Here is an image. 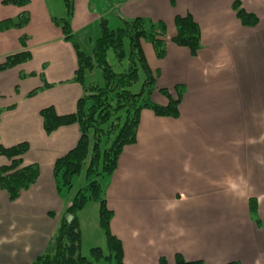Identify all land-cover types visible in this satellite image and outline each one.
I'll return each mask as SVG.
<instances>
[{
	"label": "crops",
	"instance_id": "obj_1",
	"mask_svg": "<svg viewBox=\"0 0 264 264\" xmlns=\"http://www.w3.org/2000/svg\"><path fill=\"white\" fill-rule=\"evenodd\" d=\"M92 1L73 0L71 27L75 38L83 35L91 45L86 53L100 35L102 18L161 20L164 57L157 58L149 42L142 48L157 88L173 95L176 85L184 88L177 117L142 109L136 141L123 147L102 185L123 263L158 264L165 257L173 264L178 253L204 264H264V0H239L258 18L253 27L238 19L235 0ZM22 11L30 17L25 27L0 31V63L22 50L31 54L0 71V144L27 142L22 164H37L39 173L14 200L0 189V264H30L44 253L73 195L85 186L57 190L53 178L54 161L76 145L79 126L47 134L39 113L47 106L71 113L83 94L74 80V49L51 20L65 15L64 4L30 0L17 7L0 1V20ZM187 14L200 28L195 54L170 39L175 15ZM151 97L167 103L158 91ZM8 163L0 155V166ZM250 198L258 204V224Z\"/></svg>",
	"mask_w": 264,
	"mask_h": 264
},
{
	"label": "trees",
	"instance_id": "obj_2",
	"mask_svg": "<svg viewBox=\"0 0 264 264\" xmlns=\"http://www.w3.org/2000/svg\"><path fill=\"white\" fill-rule=\"evenodd\" d=\"M0 1L4 5L24 7L30 0ZM62 2L65 15L51 20L74 49L77 61L74 80L81 85L83 94L76 102L75 111L71 113L58 114L53 106L44 107L39 113L47 134L58 127L74 123L80 130L76 145L54 161L53 178L56 189H70L72 178L81 173H85L87 184L73 195L46 251L36 256L30 264H124L122 244L110 231L112 211L106 205L102 185L97 177H109L117 167L123 147L136 141L142 109L148 108L158 116L177 117L184 88L176 85L175 95L167 88H157L156 73L150 68L142 48V41H148L155 56L164 57L166 25L163 21H152L144 17L121 18L119 25L110 26L102 18L98 21L100 35L93 42L91 51L86 53L80 49L71 27L74 2ZM232 7L243 25L253 27L258 23V18L247 12L239 0H235ZM29 20V13L22 11L14 18L0 20V31L23 28ZM174 27L175 33L170 38L171 41L195 54L200 46V28L192 16L175 15ZM26 40L25 35L19 38L22 46H25ZM30 55L28 50H22L6 56L0 63V71L29 60ZM97 71L100 81L91 79ZM139 81L138 87L133 89ZM39 89L31 90L28 95L35 94ZM154 91L167 98L165 105L152 101ZM28 147L27 142L11 146L0 144V155L9 160L8 164L0 166V189L7 193L10 200L18 198L38 177L37 164H22V156ZM90 200L98 202V225L105 236V248L92 247L89 255L84 256L81 253L78 212ZM257 207L256 199L250 198L248 209L258 224ZM158 264L169 262L165 257H160ZM173 264L204 262L185 260L177 253Z\"/></svg>",
	"mask_w": 264,
	"mask_h": 264
},
{
	"label": "rangeland",
	"instance_id": "obj_3",
	"mask_svg": "<svg viewBox=\"0 0 264 264\" xmlns=\"http://www.w3.org/2000/svg\"><path fill=\"white\" fill-rule=\"evenodd\" d=\"M97 1L99 2V0ZM93 2H95V0L92 1L91 5L93 4ZM109 23L110 26H115L120 24L119 20L117 22L115 21L113 22L112 20H110ZM75 39L81 50L83 51H87V49L89 50V46L91 45L89 44L88 40L84 38L83 35H77ZM91 79H96L97 81H100L99 72L97 71L95 75L91 76ZM139 83L140 81L136 86H134L133 89H136ZM106 178L107 177H103V176L97 177L101 185L104 184ZM72 183L74 184L75 188L86 185L87 180L85 178V173H81L78 176H74L72 178ZM97 207H98V202L96 200H90L86 204L82 212L78 213V217L80 220V232H81V253L84 256L89 255L90 252L89 250L92 247H101L102 249L105 248V236L98 225Z\"/></svg>",
	"mask_w": 264,
	"mask_h": 264
}]
</instances>
